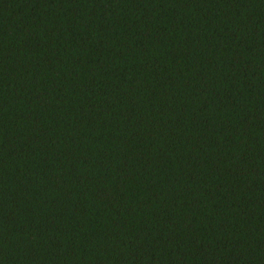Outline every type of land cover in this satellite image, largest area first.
Instances as JSON below:
<instances>
[{"label":"trees","instance_id":"obj_1","mask_svg":"<svg viewBox=\"0 0 264 264\" xmlns=\"http://www.w3.org/2000/svg\"><path fill=\"white\" fill-rule=\"evenodd\" d=\"M0 264H264V0H0Z\"/></svg>","mask_w":264,"mask_h":264}]
</instances>
